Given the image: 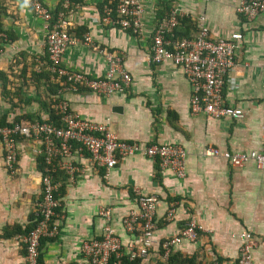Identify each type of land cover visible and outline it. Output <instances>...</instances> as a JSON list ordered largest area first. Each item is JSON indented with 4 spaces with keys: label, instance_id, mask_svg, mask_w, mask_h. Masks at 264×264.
Returning <instances> with one entry per match:
<instances>
[{
    "label": "crops",
    "instance_id": "obj_1",
    "mask_svg": "<svg viewBox=\"0 0 264 264\" xmlns=\"http://www.w3.org/2000/svg\"><path fill=\"white\" fill-rule=\"evenodd\" d=\"M40 1L50 13L59 7L58 0ZM138 2L143 11L138 34L101 23V7L110 4L102 0H79L67 14L69 34L85 33L98 48L121 56L130 81L109 96L85 89L58 92L59 82L46 69L42 21L22 0L0 3V119L4 123L50 122L46 106L53 112L54 103L63 101L70 113L105 124L120 140L142 146L177 145L185 154L181 178L140 154L118 159L106 178L75 147L68 157L53 158L57 207L51 222L56 233L41 241L39 263L81 264V243L98 238L103 225L112 228L123 247L135 246L138 230L125 233L121 220L136 211L137 191L155 195L156 243L177 235L189 218L200 227L192 242L173 245V253L192 256L194 264H233L241 244L237 235L248 232L252 264H264V168L257 169L251 161L232 167L221 157L205 153L210 147L228 152L256 150L262 143L264 9L247 20L236 13L237 0ZM171 8L182 16L174 29L177 38L192 37L199 16L211 38L241 35L232 71L236 86L222 91L223 102L240 109L241 118L189 113V89L180 69L167 61H147L154 23ZM60 62L92 78H100L106 69L102 54L81 44L67 46ZM41 148L39 139L18 138L10 172L3 167L0 147V264L23 263L22 235L7 236L9 231L3 230L23 228L33 216L40 195ZM65 165L71 166V174L61 169ZM100 209H107L106 220ZM168 210L172 216L167 219ZM156 256L154 250L141 263L151 264Z\"/></svg>",
    "mask_w": 264,
    "mask_h": 264
},
{
    "label": "built area",
    "instance_id": "obj_2",
    "mask_svg": "<svg viewBox=\"0 0 264 264\" xmlns=\"http://www.w3.org/2000/svg\"><path fill=\"white\" fill-rule=\"evenodd\" d=\"M79 0H58L59 7L54 13L42 4L40 0H25L22 2L43 23L45 32L43 49L47 59L46 69L52 79L59 82V91H76L85 89L100 96H109L121 87H126L130 81L129 75L122 68L121 56L115 51L98 48L87 34L79 37L67 31V14L70 7H77ZM81 1V0H80ZM264 9V0H237L235 11L245 19L256 17ZM142 9L138 0H116L113 7L102 5L99 21L110 27L128 30L133 34L140 33ZM182 16L174 9H169L164 16L158 18L149 37L147 61L159 64L163 61L171 63L180 69L188 85L189 96L187 108L189 113H202L210 118L239 119L240 109L228 106L223 102L225 90L236 86L232 74L234 53L241 41L239 33H231L223 38H211L203 24V17L196 19V29L192 37L177 38L174 29ZM81 44L94 48L102 54L106 69L100 78H92L83 73L68 70L61 65V55L67 46ZM53 113L57 123L52 122H16L0 126V147L3 167L10 171L16 161V141L22 137L39 139L42 148L36 152L41 155L43 163L39 177L40 195L34 203L33 216L35 223L32 228L21 236L23 248L22 264H40L38 262V247L41 238H51L56 231L52 225L53 209L57 207L54 198L56 184L53 181L52 159L68 157L72 147L83 151L95 168L102 170L106 178L110 169L118 159L133 154H140L156 161L158 168L168 169L181 178L184 176V151L177 145L148 144L139 145L120 140L110 132L105 124H96L82 120L70 113L63 101H56ZM208 156H219L232 167H240L251 161L257 169L264 168V129L262 143L256 150L228 152L215 148L205 149ZM61 169L71 174L70 165ZM136 211L129 212L122 220L121 226L125 233L138 230L139 240L135 246L123 247L120 240L108 225H103L101 235L95 239L85 240L80 245L81 264H106L110 259L127 256L129 261L139 258L144 261L156 247L161 253L156 254L160 260H165L171 247L181 240L192 242L200 227L192 218L184 224L177 233L161 243H156L154 212L156 198L153 194L144 195L135 191ZM99 215L107 219V209H100ZM172 216L168 210L165 217ZM241 242L238 256L233 264H252L250 252L253 247L248 232L237 235ZM157 252V251H156ZM210 264H222L212 261Z\"/></svg>",
    "mask_w": 264,
    "mask_h": 264
},
{
    "label": "trees",
    "instance_id": "obj_3",
    "mask_svg": "<svg viewBox=\"0 0 264 264\" xmlns=\"http://www.w3.org/2000/svg\"><path fill=\"white\" fill-rule=\"evenodd\" d=\"M4 1V0H0V3ZM103 3H110L108 6L111 8L113 7L114 3L116 2V0H102ZM167 13V10L165 12V14ZM165 14H163L162 16H164ZM160 18V17H159ZM47 110H48V121L56 124L57 123V117L54 115V113L52 112V110L49 108V105L46 106ZM2 125H9V123H4L3 119H0V126ZM53 177V175H52ZM54 198H55V193H54ZM54 214L56 213V208L53 209ZM35 223V218L34 216H32V218L29 219V223L28 225L24 226L23 228H17L15 229L14 227H9L8 230L4 229L3 231H9L7 232L8 234L5 233V235L7 236H11V235H24L26 234L34 225ZM52 238V237H51ZM49 238H41L39 241V246L42 240H46ZM156 252V254L161 253L160 247H156L154 249ZM24 253V251H23ZM38 262H40V257H39V247H38ZM106 264H142L139 258H134L133 260L129 261L127 259V256H121L117 259H110ZM150 264V263H148ZM151 264H194V259L192 256L190 257H186V256H181L177 253H173L172 250L168 253V255L166 256L165 260H160L157 256L154 259V261Z\"/></svg>",
    "mask_w": 264,
    "mask_h": 264
},
{
    "label": "clouds",
    "instance_id": "obj_4",
    "mask_svg": "<svg viewBox=\"0 0 264 264\" xmlns=\"http://www.w3.org/2000/svg\"><path fill=\"white\" fill-rule=\"evenodd\" d=\"M28 3V0H25V4H27Z\"/></svg>",
    "mask_w": 264,
    "mask_h": 264
}]
</instances>
